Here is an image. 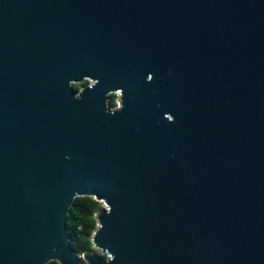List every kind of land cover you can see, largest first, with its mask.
Wrapping results in <instances>:
<instances>
[{
  "label": "water",
  "instance_id": "95a60500",
  "mask_svg": "<svg viewBox=\"0 0 264 264\" xmlns=\"http://www.w3.org/2000/svg\"><path fill=\"white\" fill-rule=\"evenodd\" d=\"M52 260L264 264V0H0V264Z\"/></svg>",
  "mask_w": 264,
  "mask_h": 264
},
{
  "label": "trees",
  "instance_id": "16d2710c",
  "mask_svg": "<svg viewBox=\"0 0 264 264\" xmlns=\"http://www.w3.org/2000/svg\"><path fill=\"white\" fill-rule=\"evenodd\" d=\"M82 83L74 84L78 91ZM103 203L91 196H78L74 199L67 216V231L72 248L81 255L86 251H94L92 237L97 228V213ZM46 264H60L52 260ZM82 264H88L85 260Z\"/></svg>",
  "mask_w": 264,
  "mask_h": 264
},
{
  "label": "flooded vegetation",
  "instance_id": "af4514ba",
  "mask_svg": "<svg viewBox=\"0 0 264 264\" xmlns=\"http://www.w3.org/2000/svg\"><path fill=\"white\" fill-rule=\"evenodd\" d=\"M80 83H82V85H81L79 90H81L82 88H84L87 85H92L93 79L85 78ZM74 84H76V83H73V86H74ZM120 92H121V89L112 90L109 92L108 99H107V105L109 108L115 109V108H118L121 106V94H120Z\"/></svg>",
  "mask_w": 264,
  "mask_h": 264
},
{
  "label": "rangeland",
  "instance_id": "374dc122",
  "mask_svg": "<svg viewBox=\"0 0 264 264\" xmlns=\"http://www.w3.org/2000/svg\"><path fill=\"white\" fill-rule=\"evenodd\" d=\"M103 207V206H102ZM100 250L99 249H97V251L96 252H99Z\"/></svg>",
  "mask_w": 264,
  "mask_h": 264
}]
</instances>
